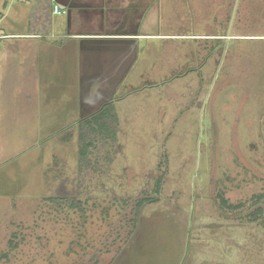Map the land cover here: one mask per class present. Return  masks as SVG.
Here are the masks:
<instances>
[{
	"label": "rangeland",
	"instance_id": "obj_1",
	"mask_svg": "<svg viewBox=\"0 0 264 264\" xmlns=\"http://www.w3.org/2000/svg\"><path fill=\"white\" fill-rule=\"evenodd\" d=\"M147 29L83 159L67 101L0 114V264H264V0H153Z\"/></svg>",
	"mask_w": 264,
	"mask_h": 264
},
{
	"label": "crops",
	"instance_id": "obj_2",
	"mask_svg": "<svg viewBox=\"0 0 264 264\" xmlns=\"http://www.w3.org/2000/svg\"><path fill=\"white\" fill-rule=\"evenodd\" d=\"M25 1L0 5L8 20L0 26V114L20 99L18 114L42 130V99L65 100L72 114L56 131L75 137L82 119L113 103L159 36L147 29L153 0H58L65 15L52 13L51 0Z\"/></svg>",
	"mask_w": 264,
	"mask_h": 264
},
{
	"label": "trees",
	"instance_id": "obj_3",
	"mask_svg": "<svg viewBox=\"0 0 264 264\" xmlns=\"http://www.w3.org/2000/svg\"><path fill=\"white\" fill-rule=\"evenodd\" d=\"M219 40V39H217ZM111 102H107L103 104L97 111L94 113L88 115L84 119L80 121V129H79V139L81 143L80 147V159H83L86 156V151L88 150L89 146L92 144L91 142H86L85 134L83 132V128H86L92 132L96 133L98 130L103 131L108 127V122L112 118H114V115L111 114ZM160 182H158L159 187ZM158 191V190H157ZM263 196V195H262ZM261 196V197H262ZM157 199L155 197H146L142 198L137 203V212L146 204L156 201ZM223 203L225 202L222 200ZM260 211V209L257 210V212Z\"/></svg>",
	"mask_w": 264,
	"mask_h": 264
},
{
	"label": "built area",
	"instance_id": "obj_4",
	"mask_svg": "<svg viewBox=\"0 0 264 264\" xmlns=\"http://www.w3.org/2000/svg\"><path fill=\"white\" fill-rule=\"evenodd\" d=\"M52 2V13L54 15H65L67 14L68 10L65 8L58 0H51ZM4 35L0 34V39L4 38Z\"/></svg>",
	"mask_w": 264,
	"mask_h": 264
}]
</instances>
